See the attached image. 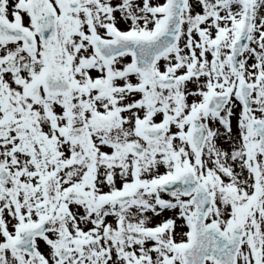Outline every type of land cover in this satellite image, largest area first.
Here are the masks:
<instances>
[{"label":"snow or ice","instance_id":"snow-or-ice-1","mask_svg":"<svg viewBox=\"0 0 264 264\" xmlns=\"http://www.w3.org/2000/svg\"><path fill=\"white\" fill-rule=\"evenodd\" d=\"M0 264H264V0H0Z\"/></svg>","mask_w":264,"mask_h":264}]
</instances>
